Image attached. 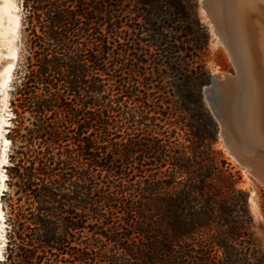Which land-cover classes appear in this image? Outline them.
Listing matches in <instances>:
<instances>
[{
	"label": "trees",
	"instance_id": "obj_1",
	"mask_svg": "<svg viewBox=\"0 0 264 264\" xmlns=\"http://www.w3.org/2000/svg\"><path fill=\"white\" fill-rule=\"evenodd\" d=\"M125 1L139 6L138 27ZM22 5L36 68L20 109L35 119L38 149L20 160V190L35 203L21 262L264 264L247 193L215 147L201 97L209 74L197 61L204 43L183 0ZM176 35H192L197 60L181 58ZM168 78L191 107L170 96ZM74 210L79 218H63Z\"/></svg>",
	"mask_w": 264,
	"mask_h": 264
},
{
	"label": "bare ground",
	"instance_id": "obj_2",
	"mask_svg": "<svg viewBox=\"0 0 264 264\" xmlns=\"http://www.w3.org/2000/svg\"><path fill=\"white\" fill-rule=\"evenodd\" d=\"M1 4L0 16L7 24L0 17L4 32L0 57L6 59L0 64V264L8 243L2 195L7 190L6 166L12 144L7 136L14 116L10 102L22 45L21 0H1ZM202 8L234 64L235 73L216 76V85L205 86L206 93L219 95L213 111L218 112L221 136L234 158L264 184V173L259 171L264 162L258 169L252 162L256 152L245 146L250 142L264 151V0H202Z\"/></svg>",
	"mask_w": 264,
	"mask_h": 264
},
{
	"label": "rangeland",
	"instance_id": "obj_3",
	"mask_svg": "<svg viewBox=\"0 0 264 264\" xmlns=\"http://www.w3.org/2000/svg\"><path fill=\"white\" fill-rule=\"evenodd\" d=\"M183 2L187 5L190 12H194L196 14V20L194 19V23L192 26L193 33H195L197 38H201V41L204 43V48L199 53L200 59L197 60V57H195L194 53H191L195 52L194 50L196 46L192 42V35H182L178 37L176 35V38L178 39L177 41L180 42V46L188 49V53H182L181 58L183 60H190L194 58L195 60L200 61V63H202V66H204L209 74V82L213 77L218 76L223 78L224 75H231L235 73L234 64L229 58L224 46L218 39H216L215 34L212 32L211 25L206 17V12L202 8V0H183ZM22 3L23 0H21L22 45L20 51V60L16 69V78L13 84L12 98L10 102L14 116L11 120L12 126L9 128V133L7 135L12 144L11 150L9 152V164L6 166L8 175L7 190L2 195V202L7 212L6 224H8V243L5 249V259L1 262V264H23L21 262V255L24 254L26 248V246L24 245V240L27 241L28 236L31 235V233H29L30 235H28L26 233V230L29 231L30 229H34V225L32 224V215L35 213V203L32 199H27L24 193H22L20 190V160L24 158L23 153L28 151L29 149H38L37 140H33L32 142L29 141V131L35 129V119L30 112H24L22 109H20V90L23 87V84L26 82L27 77L32 73V70L36 68L33 65L35 63L34 50L31 48L30 43L31 31L30 29H27L29 23L27 14L23 10ZM0 6L2 7L1 0ZM138 9L139 6L128 1H125V3L122 5L123 12L129 13L132 18L131 20H128V26L138 27V25L140 24V19L137 17L138 14L136 13ZM0 17L2 21L4 20L3 25H6L7 19L2 15ZM197 21L199 22V24H197ZM184 26L185 24L181 22L177 23L175 28L179 29ZM0 33V49L1 51H3L4 39L1 38V36H3L2 33H4L3 30H0ZM5 60V58L1 59L0 57V64ZM168 80L170 81V83H168L167 89L170 96L178 99V101H182V105L188 108L191 107V105L183 102V94L185 92V88L180 85V83L175 79L168 78ZM207 84H204L201 88V97L204 107L210 113L212 119L218 126L217 143L215 144V147L222 152L224 158L232 167V171L239 175L240 179L238 186L247 193L248 207L252 218L250 229L251 239L255 244L256 255L260 256L262 258V261L264 262V184L255 176V174L247 170L246 166L241 165L240 162L231 154L230 150L226 148L224 139L220 135V124L213 115V106L210 105V102H208L203 95V90L205 89V86H207ZM185 115L188 121H191L190 112H187ZM69 130H72V128H70ZM245 140L247 141L246 138ZM249 143L250 142H248V144L245 146H247L249 150H253L256 152L252 153L254 155V157L252 155V159H254L252 160V162H254L253 164L256 165L259 169L262 162H264V151L259 146L254 144L250 145ZM262 165L263 166L259 171H262L264 173V163ZM67 188L69 191L73 190L70 186H67ZM69 212L70 214L72 213L71 209H69L68 213ZM72 216H74L75 218H79L78 210H74V213L72 215H63V218H70L71 220ZM79 234L82 235L84 234V232L76 233V235ZM238 251L245 252L241 248H239ZM30 264H38V262L37 260H32Z\"/></svg>",
	"mask_w": 264,
	"mask_h": 264
},
{
	"label": "water",
	"instance_id": "obj_4",
	"mask_svg": "<svg viewBox=\"0 0 264 264\" xmlns=\"http://www.w3.org/2000/svg\"><path fill=\"white\" fill-rule=\"evenodd\" d=\"M217 84V80L215 77H213L210 82H209V85L210 86H213V85H216ZM203 95L205 97V99L210 102V105L213 106L214 104L218 103L219 101V95H218V92H211L210 94L206 93V90L204 89L203 90ZM213 109V108H212ZM213 115L214 117L217 119V121L219 122V119H218V112L215 110L213 111ZM221 122V121H220ZM220 124V123H219ZM220 135H221V129H220Z\"/></svg>",
	"mask_w": 264,
	"mask_h": 264
},
{
	"label": "snow or ice",
	"instance_id": "obj_5",
	"mask_svg": "<svg viewBox=\"0 0 264 264\" xmlns=\"http://www.w3.org/2000/svg\"><path fill=\"white\" fill-rule=\"evenodd\" d=\"M5 143H7V141H5Z\"/></svg>",
	"mask_w": 264,
	"mask_h": 264
}]
</instances>
